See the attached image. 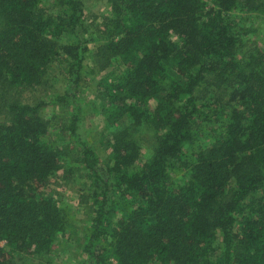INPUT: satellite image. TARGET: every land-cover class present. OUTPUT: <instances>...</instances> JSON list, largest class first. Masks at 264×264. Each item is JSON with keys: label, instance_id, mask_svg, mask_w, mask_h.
I'll return each mask as SVG.
<instances>
[{"label": "trees", "instance_id": "obj_1", "mask_svg": "<svg viewBox=\"0 0 264 264\" xmlns=\"http://www.w3.org/2000/svg\"><path fill=\"white\" fill-rule=\"evenodd\" d=\"M46 1L0 0V264L14 253L44 264L71 226L43 191L59 171L70 180L75 157L48 140L46 103L25 96L59 59L74 85L111 72L102 113L122 126L108 160L83 141L76 161L95 180L79 194L92 210L87 264H264V48L228 17L264 16V0H107L91 65L76 35L83 3L52 13Z\"/></svg>", "mask_w": 264, "mask_h": 264}, {"label": "rangeland", "instance_id": "obj_2", "mask_svg": "<svg viewBox=\"0 0 264 264\" xmlns=\"http://www.w3.org/2000/svg\"><path fill=\"white\" fill-rule=\"evenodd\" d=\"M83 3V27H78L76 35L81 45L87 48L84 64L91 65V52L106 37L101 24L105 17H110L111 11L107 0H79ZM58 0H47L45 7L52 13L59 12ZM232 24V32L240 33L242 29H251L244 37L248 44L255 43L259 49L264 48V16L248 13L238 7L228 14ZM173 41L178 42L176 37ZM63 42L74 43L72 37H65ZM247 47V46H246ZM69 64L61 59L50 66L44 90L36 88L25 96L30 100H39L46 103L42 114L48 119H53V126L49 132L48 140L69 155H74L75 162L69 159L65 164L74 171L69 181L63 179L64 173L57 172L50 178L44 194L52 196L60 209L68 216L70 228L65 236L59 237L53 244V251L44 259V264H87L84 253L86 234L90 227L92 210L89 204L79 203L80 192H88L94 188V181L87 172L84 164L76 163L82 159L81 143L87 142L100 158L101 164L108 160L113 135L121 129V125L108 127L102 108L106 106L101 85L112 77L111 72L105 71L96 75H87L84 71L82 78L74 85V77L69 75ZM169 80H176V74L169 68ZM74 85V86H73ZM154 102H151L153 105ZM2 119H0L1 121ZM75 121L76 134H70L67 127ZM140 135L151 137L148 129L140 131ZM79 154V156H78ZM148 155V147L143 146V156ZM183 172H179L174 181L183 179ZM259 196H264V190ZM2 243V242H1ZM219 244V238L215 241ZM4 243L0 244V249ZM220 251L214 253L218 259ZM11 264L26 263L37 264L38 260L32 256H22L18 253L11 254Z\"/></svg>", "mask_w": 264, "mask_h": 264}, {"label": "built area", "instance_id": "obj_3", "mask_svg": "<svg viewBox=\"0 0 264 264\" xmlns=\"http://www.w3.org/2000/svg\"><path fill=\"white\" fill-rule=\"evenodd\" d=\"M3 243V242H2ZM1 242H0V244H2Z\"/></svg>", "mask_w": 264, "mask_h": 264}]
</instances>
